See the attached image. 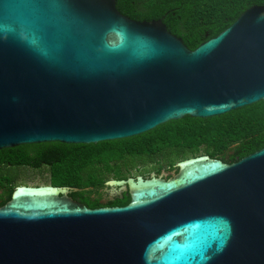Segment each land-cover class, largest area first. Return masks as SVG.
I'll list each match as a JSON object with an SVG mask.
<instances>
[{
    "label": "water",
    "instance_id": "95a60500",
    "mask_svg": "<svg viewBox=\"0 0 264 264\" xmlns=\"http://www.w3.org/2000/svg\"><path fill=\"white\" fill-rule=\"evenodd\" d=\"M161 18L129 19L114 0H0V149L122 139L264 99L263 6L192 50ZM175 167L111 181L129 197L119 207L16 186L0 264H264V147Z\"/></svg>",
    "mask_w": 264,
    "mask_h": 264
},
{
    "label": "trees",
    "instance_id": "16d2710c",
    "mask_svg": "<svg viewBox=\"0 0 264 264\" xmlns=\"http://www.w3.org/2000/svg\"><path fill=\"white\" fill-rule=\"evenodd\" d=\"M250 6L264 0H114L115 9L135 21L161 18L166 30L189 50L231 24ZM264 147V99L221 115H187L122 139L94 144L45 142L0 149V206L17 186L20 170L46 174L52 187H67L68 196L88 209L126 205V191L105 199L107 182L124 180L131 170L142 178L176 163L208 156L229 164ZM149 166L150 173L144 170ZM137 176V175H135ZM167 178V177H166Z\"/></svg>",
    "mask_w": 264,
    "mask_h": 264
},
{
    "label": "rangeland",
    "instance_id": "374dc122",
    "mask_svg": "<svg viewBox=\"0 0 264 264\" xmlns=\"http://www.w3.org/2000/svg\"><path fill=\"white\" fill-rule=\"evenodd\" d=\"M144 170L147 172V174L150 173L149 170V166H145ZM175 171H165V170H161V172L158 174V176H160V178L165 179L166 177H170ZM20 178L17 181L16 185L17 186H26V187H36V186H47V182H46V174L42 173V172H38V171H24V169L20 170ZM129 176H135V175H139L138 172H136L135 170H131L129 172ZM154 174V173H153ZM156 176V175H154ZM111 181L107 182L108 185H111ZM109 188L106 189V195L105 198L101 199V200H105L106 198H111L112 196L116 195V194H120V192L124 191L123 190H118L116 188H112L113 186H108Z\"/></svg>",
    "mask_w": 264,
    "mask_h": 264
},
{
    "label": "clouds",
    "instance_id": "9594fccd",
    "mask_svg": "<svg viewBox=\"0 0 264 264\" xmlns=\"http://www.w3.org/2000/svg\"><path fill=\"white\" fill-rule=\"evenodd\" d=\"M126 178H130V177H126ZM126 178H125V179H126ZM125 179H124V180H122V181H125Z\"/></svg>",
    "mask_w": 264,
    "mask_h": 264
},
{
    "label": "flooded vegetation",
    "instance_id": "af4514ba",
    "mask_svg": "<svg viewBox=\"0 0 264 264\" xmlns=\"http://www.w3.org/2000/svg\"><path fill=\"white\" fill-rule=\"evenodd\" d=\"M107 199H110V198H107ZM102 201V200H101Z\"/></svg>",
    "mask_w": 264,
    "mask_h": 264
}]
</instances>
